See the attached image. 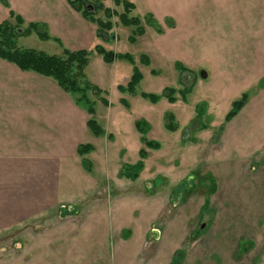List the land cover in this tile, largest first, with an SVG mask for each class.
Here are the masks:
<instances>
[{
	"label": "rangeland",
	"instance_id": "1",
	"mask_svg": "<svg viewBox=\"0 0 264 264\" xmlns=\"http://www.w3.org/2000/svg\"><path fill=\"white\" fill-rule=\"evenodd\" d=\"M89 1L98 5L95 16L101 20L107 17L103 7L114 12L111 30L97 35L96 44L112 51L113 60L106 63L88 50L84 69L85 79L101 89L87 96L104 138L90 133L83 143L94 149L81 160L86 182L81 195L78 186L72 192L75 204L64 201L59 209L0 231V264H264V118L250 129L241 128L240 116L224 120L237 97L234 88L221 85L215 58L206 54L214 47L208 35L216 33V1L127 0L134 4L129 16L140 19L142 36L135 26L120 23L122 4ZM183 10L192 13L185 17ZM167 13L177 31L158 36L153 23ZM17 46L50 54L63 48L35 32L20 36ZM155 52L166 61L152 59ZM177 63L191 72L183 74ZM134 69L141 74L136 93L120 92L117 86H125ZM165 88L174 89V102L161 94ZM247 91L250 97L258 87ZM142 92L159 98L152 102ZM137 120L158 149L144 145ZM169 121L174 130L167 128ZM141 149L137 177L122 176L126 165L140 159Z\"/></svg>",
	"mask_w": 264,
	"mask_h": 264
},
{
	"label": "crops",
	"instance_id": "2",
	"mask_svg": "<svg viewBox=\"0 0 264 264\" xmlns=\"http://www.w3.org/2000/svg\"><path fill=\"white\" fill-rule=\"evenodd\" d=\"M215 1L216 33L208 35L214 47L206 54L215 58L217 78L222 86L234 88L235 97L258 87V92L248 95L246 104L234 116L244 121L242 129L256 128L254 122L264 118V0H253L249 6L242 0ZM6 2L7 5L0 0V22L8 19L11 10L24 24L32 22L44 27L50 35L46 40L52 38L69 50H94L98 41L96 24L68 0ZM182 13L186 17L192 10ZM169 16L172 15L167 13L164 18L172 21ZM162 18L156 19L161 29L155 30L158 36L174 35L177 26L173 21L163 26ZM171 44L175 48L176 43ZM191 53L189 48L184 56ZM152 59L166 61L158 52L152 54ZM185 61L189 63L186 58ZM181 70L183 74L191 72L185 64ZM88 118L86 105L63 91L52 78L20 70L0 58V231L59 209L64 201L75 204L77 195L72 192L78 186L76 193L81 195L86 182L81 160L94 149L88 142L93 148L84 155L77 153L78 145L93 134L87 127ZM104 135L105 130L101 137ZM103 158L106 161L109 156L104 154ZM64 183L68 188L63 191Z\"/></svg>",
	"mask_w": 264,
	"mask_h": 264
},
{
	"label": "trees",
	"instance_id": "3",
	"mask_svg": "<svg viewBox=\"0 0 264 264\" xmlns=\"http://www.w3.org/2000/svg\"><path fill=\"white\" fill-rule=\"evenodd\" d=\"M1 2L7 5L6 0ZM69 4L79 11L83 17L94 22L97 26V35L102 36L109 32L112 28V22L110 20V13H113L108 7H103V11L107 15L105 20L95 16V9L98 5H93V11L86 7L87 4H91L89 0H68ZM116 5L122 4L123 12L119 13V20L122 25H132L136 27V31L141 36L144 34V29L140 26V19L136 16H129V13L134 9V4L127 0H114ZM157 31L161 32L160 27L154 21ZM35 32L40 38H49L44 31L43 27L38 23L28 22L24 24L22 18L15 14L13 11H9L8 19L0 22V58L5 59L15 64L20 70L31 71L37 74L52 78L57 85L65 92L74 95L77 101H85L89 118L87 119V127L96 136L104 134V129L98 124L93 115L95 113L93 102L88 101L87 92L93 91L94 93H101V89L96 85L91 84L85 79L84 69L88 63L89 51L87 50H69L62 48L60 53L50 54L43 50H36L32 48H20L17 46V39L20 36H27ZM94 50L100 54L103 60L110 63L113 60V52L105 50L102 46L96 45ZM141 63L146 65L149 63L148 58L144 55L140 56ZM177 68L181 71V65L176 64ZM141 79V74L137 69H134L129 81L125 86L119 85L117 89L120 92H128L135 94V87ZM188 90V89H186ZM173 88H165L161 92L169 102H174L176 99L173 96ZM182 93L185 94L184 90ZM142 98H148L152 102H156L159 98L158 95L151 93H140ZM248 100V94L243 93L241 96L231 103V108L226 113L224 120L227 122L231 120L239 110L246 104ZM104 104H107L105 98L102 97ZM171 119V117H168ZM169 121L167 128L174 130L175 126ZM134 126L137 132L141 135V140L145 146L153 149H158L159 145L155 141L148 140L146 138L145 124L141 120L134 122ZM93 147L90 144H80L77 147V153L84 155L89 152ZM140 159L133 165H126L121 172L122 176L135 179L137 172L142 166V158L145 152L139 150ZM84 163V162H83Z\"/></svg>",
	"mask_w": 264,
	"mask_h": 264
},
{
	"label": "water",
	"instance_id": "4",
	"mask_svg": "<svg viewBox=\"0 0 264 264\" xmlns=\"http://www.w3.org/2000/svg\"><path fill=\"white\" fill-rule=\"evenodd\" d=\"M86 7H91L93 9V6L91 4H87Z\"/></svg>",
	"mask_w": 264,
	"mask_h": 264
},
{
	"label": "flooded vegetation",
	"instance_id": "5",
	"mask_svg": "<svg viewBox=\"0 0 264 264\" xmlns=\"http://www.w3.org/2000/svg\"><path fill=\"white\" fill-rule=\"evenodd\" d=\"M93 6V5H92Z\"/></svg>",
	"mask_w": 264,
	"mask_h": 264
}]
</instances>
